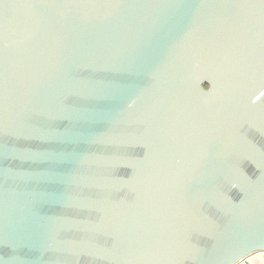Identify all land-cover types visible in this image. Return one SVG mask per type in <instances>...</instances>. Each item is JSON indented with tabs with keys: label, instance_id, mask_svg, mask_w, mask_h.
<instances>
[{
	"label": "water",
	"instance_id": "95a60500",
	"mask_svg": "<svg viewBox=\"0 0 264 264\" xmlns=\"http://www.w3.org/2000/svg\"><path fill=\"white\" fill-rule=\"evenodd\" d=\"M260 250L264 0H0V264Z\"/></svg>",
	"mask_w": 264,
	"mask_h": 264
},
{
	"label": "crops",
	"instance_id": "0c3cea01",
	"mask_svg": "<svg viewBox=\"0 0 264 264\" xmlns=\"http://www.w3.org/2000/svg\"><path fill=\"white\" fill-rule=\"evenodd\" d=\"M237 264H264V250L255 251Z\"/></svg>",
	"mask_w": 264,
	"mask_h": 264
},
{
	"label": "flooded vegetation",
	"instance_id": "af4514ba",
	"mask_svg": "<svg viewBox=\"0 0 264 264\" xmlns=\"http://www.w3.org/2000/svg\"><path fill=\"white\" fill-rule=\"evenodd\" d=\"M206 87H208V84H205Z\"/></svg>",
	"mask_w": 264,
	"mask_h": 264
}]
</instances>
